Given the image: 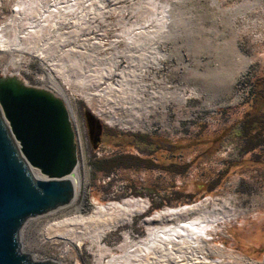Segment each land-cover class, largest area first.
Instances as JSON below:
<instances>
[{
	"label": "rangeland",
	"instance_id": "obj_1",
	"mask_svg": "<svg viewBox=\"0 0 264 264\" xmlns=\"http://www.w3.org/2000/svg\"><path fill=\"white\" fill-rule=\"evenodd\" d=\"M2 30L22 51H0V77L17 75L26 86L66 102L78 140L76 199L24 222L25 254L37 261L98 264L96 246L85 241L82 249L74 245L63 254L62 242L45 238L46 225L78 207L86 216L96 205L133 198L146 200L148 208L103 239L115 256L124 255L118 248L124 232L134 242L147 237L145 220L156 212L206 202L224 216L207 241L215 254L206 258L264 264V0H0ZM25 45L44 48L48 61ZM119 71L126 77L122 90L115 85ZM106 83L117 91L103 90ZM82 91L106 93V108L117 117H135L140 127L109 125L95 104L79 96ZM99 123L106 129L98 141L93 131ZM118 134L172 143L173 158L161 152L152 157L172 161V170L182 173L140 167L136 157L145 158L149 142L128 143ZM128 156L116 166L117 158Z\"/></svg>",
	"mask_w": 264,
	"mask_h": 264
},
{
	"label": "water",
	"instance_id": "obj_2",
	"mask_svg": "<svg viewBox=\"0 0 264 264\" xmlns=\"http://www.w3.org/2000/svg\"><path fill=\"white\" fill-rule=\"evenodd\" d=\"M77 166L67 103L0 77V264H56L25 254L20 230L27 219L71 204Z\"/></svg>",
	"mask_w": 264,
	"mask_h": 264
},
{
	"label": "bare ground",
	"instance_id": "obj_3",
	"mask_svg": "<svg viewBox=\"0 0 264 264\" xmlns=\"http://www.w3.org/2000/svg\"><path fill=\"white\" fill-rule=\"evenodd\" d=\"M25 1L26 3H31L34 0H22V2ZM64 15L65 11L60 12L58 18H61ZM6 31L7 30H2L0 34L4 35ZM1 35L0 51L8 53L22 51V48H20L22 44H15L14 41L4 39ZM132 42H135V39L130 38L128 45H133ZM25 46L28 50L34 49L33 53L40 60L48 61L46 58L47 53L44 48L40 49L28 47V45ZM128 56H130V54L125 55L127 61L130 60V57ZM15 62L16 60L11 61L12 64ZM129 64L132 66L131 63ZM56 69L60 72L61 67L57 66ZM146 69L147 68L145 67L144 71ZM123 73L124 71H119L118 74L120 75V80H116L115 84L121 90L124 86L122 82L126 80ZM3 76L18 78L17 75L12 74ZM48 76L53 83V86L64 92L61 86L57 83L56 77H51L50 74ZM107 78L109 79V77ZM64 80L67 87H70L71 83H73L70 79L64 78ZM98 81L99 83L103 82L101 77ZM105 85L106 87L103 90L106 88L113 91L117 89L108 85V83ZM105 94L106 93L101 95L98 91L95 93L82 91L79 96L84 98L87 103L95 104L98 108L99 115L105 118L109 125H120L121 128L126 129H138L140 127V122L139 120H136L135 117H117L106 108L103 102V96ZM133 109L134 108L132 107V110ZM142 109L143 108H140V110ZM75 173L70 177V180L74 185V198L71 204L54 209L46 214L69 207L74 203L77 196V186L73 180L76 175ZM147 208L148 202L146 200L133 198L123 200L120 203L110 202L106 205H96L86 216L81 214L80 207H78L74 212H63L62 220L47 224L44 229V235L49 241H55L57 243L62 242L64 246L63 254L67 253L70 247L74 245L76 248L82 249L84 242L89 241L98 249L99 254L96 260L98 264H219V261H211L206 258L208 255L215 254L214 250L208 246L207 241L211 236V232L217 231L214 224L224 219V216H222L220 212H217L218 209L215 207L212 208V210H208L206 208V202L175 208L166 207L163 210L156 212L153 216L145 220L148 232L147 237L139 242H134L131 239L130 234L124 232V240L122 244L118 246L120 250L124 251V255L120 257L115 256L112 254L111 249L102 245L103 239L109 232L120 226L130 225L133 222L134 217L144 213ZM71 212L74 214L69 215L68 213ZM134 246L137 250L126 252L128 247L134 248ZM104 257L109 259L104 262ZM53 262L56 264H62L57 263L56 261ZM220 264L227 263L221 262Z\"/></svg>",
	"mask_w": 264,
	"mask_h": 264
},
{
	"label": "flooded vegetation",
	"instance_id": "obj_4",
	"mask_svg": "<svg viewBox=\"0 0 264 264\" xmlns=\"http://www.w3.org/2000/svg\"><path fill=\"white\" fill-rule=\"evenodd\" d=\"M99 127L94 126V131L93 134H95V138L98 139V141L102 138L104 131H105V127L103 124H98ZM72 126H73V130H74V135H75V142H76V148L78 150V140H77V133L73 124V120H72ZM99 134H96V133ZM118 137L120 138H124L128 143H133L134 141H141L142 143H147L149 142L147 148L149 150H143V152H148V154L144 157L141 156H137V164L140 165V167L147 169V170H155V169H162L164 172H168L170 174H181L182 171L181 170H176L173 171L172 167L174 166L172 163V161H165V162H159L157 160H154L152 157L153 153L156 152H161L163 154H168V156L166 155L165 157L169 159L174 157L173 154V149H176V147L173 146L172 143L168 142V141H164L159 137L153 136V135H134V134H129V135H123V134H118ZM124 158H129L128 157H121L120 159L117 158V162L116 166H120V165H125L124 163H120L119 161L123 160ZM115 167V166H114ZM183 167V166H182Z\"/></svg>",
	"mask_w": 264,
	"mask_h": 264
},
{
	"label": "built area",
	"instance_id": "obj_5",
	"mask_svg": "<svg viewBox=\"0 0 264 264\" xmlns=\"http://www.w3.org/2000/svg\"><path fill=\"white\" fill-rule=\"evenodd\" d=\"M2 76H3V75H2ZM2 76H1V77H2Z\"/></svg>",
	"mask_w": 264,
	"mask_h": 264
}]
</instances>
